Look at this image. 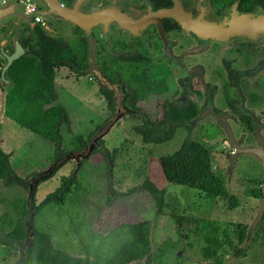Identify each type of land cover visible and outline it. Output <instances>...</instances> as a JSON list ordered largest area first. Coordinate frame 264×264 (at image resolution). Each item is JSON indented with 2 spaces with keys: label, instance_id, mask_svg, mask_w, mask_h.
I'll return each mask as SVG.
<instances>
[{
  "label": "flooded vegetation",
  "instance_id": "1",
  "mask_svg": "<svg viewBox=\"0 0 264 264\" xmlns=\"http://www.w3.org/2000/svg\"><path fill=\"white\" fill-rule=\"evenodd\" d=\"M9 1L18 4L19 15L26 16L21 0H0V6ZM45 1L55 6L56 19L40 15L59 28L70 24L72 31L75 27L81 31L76 25L64 24L63 19L70 11H76L80 19L81 10L90 12L94 65L87 75L104 102L105 117L115 113L118 97L122 117H160L178 110L190 118L189 131L201 120L199 127L209 136H221L228 150L226 180L220 182L231 196L230 178L233 171H240L235 175L236 185L250 199L252 212L248 222L234 224L244 236L233 239L234 247L223 255L222 264L225 257L233 264H264V0ZM36 3L43 7L40 0ZM6 45L13 50L12 42L2 45L3 49ZM134 75L139 87L154 86L146 97L129 104L137 91ZM99 76L114 87L101 85ZM151 99L155 109H143ZM246 148L252 152H242ZM260 207L261 216L252 225Z\"/></svg>",
  "mask_w": 264,
  "mask_h": 264
},
{
  "label": "rangeland",
  "instance_id": "2",
  "mask_svg": "<svg viewBox=\"0 0 264 264\" xmlns=\"http://www.w3.org/2000/svg\"><path fill=\"white\" fill-rule=\"evenodd\" d=\"M21 20L8 17L2 21V45L17 39L25 30V22L21 23ZM43 28L49 35L61 36L66 40L73 36L70 24L59 28L45 21ZM4 63L5 59L0 55V66ZM88 75L76 76L65 66L55 69L54 81L58 93L56 102L65 107L74 128L73 133L66 132L65 127L61 130V148L67 152L59 157L76 150L70 141L72 134L82 133L86 137L97 125L101 126L108 120L105 117V108L102 107L104 102L99 100V96L94 92L93 82ZM3 88L4 84L2 87L0 85V136L4 140L2 149L11 152L10 165L18 177L28 178L27 186L32 174L40 173L58 157L52 160L53 144L50 141L18 126L4 116ZM142 107L153 111L154 99L144 103ZM141 120L143 118L128 115L120 117L102 138L108 152L113 148L117 149L116 157L111 161L110 175L105 168L102 154L93 153L90 157L82 159L79 167L75 166L74 160H68L58 167L51 177L41 182L39 180L33 196L35 205L46 193L58 186L60 177L74 171L73 184L63 202H52L42 207L33 216L32 227L37 231L47 232L55 248L82 257L86 247L91 250L98 247L101 251L107 249V242H113L108 237L109 233L118 225L149 220L151 251L165 239H170L177 246L175 255L181 254L184 264H212L211 259H206L200 254L199 243L193 235L190 234L184 239L182 234L186 233L187 226L192 224L191 219L194 218L215 219L233 225L249 221L252 214L248 206L250 199L242 196L235 181V175L240 171H233L230 178V195L235 199L233 207L228 206L227 198L207 196L202 191L167 181L161 172L159 158L175 151L188 136L206 144L211 152L212 170L219 181L225 183V153L228 150L226 143L220 135L209 136L199 127L202 123L199 120L192 131L177 129L170 141L146 144L133 130ZM145 178L152 181L157 188L164 189V204L159 213L154 208L152 197L145 190L136 188ZM133 188L136 189L128 194H118ZM26 196L27 188L23 185L5 184L0 179V234L6 233L22 214L27 219ZM178 216H184L188 221H185V224L178 222ZM30 239L26 238L14 246L0 245V264H16ZM224 259L225 264H233L230 257ZM129 264L145 263L143 260H136Z\"/></svg>",
  "mask_w": 264,
  "mask_h": 264
},
{
  "label": "trees",
  "instance_id": "3",
  "mask_svg": "<svg viewBox=\"0 0 264 264\" xmlns=\"http://www.w3.org/2000/svg\"><path fill=\"white\" fill-rule=\"evenodd\" d=\"M24 29L18 36V42L24 49V53L13 60L5 71V77L9 83L3 88V114L18 126L50 141L53 144L52 160H54L67 152L61 148V126H64L68 133L72 132L67 110L63 105L55 103L58 98L54 86L55 69L65 66L76 76L87 74L86 40L77 27L74 28V37L70 40L49 35L39 23L32 26L26 25ZM11 49V45L4 47V50L8 52ZM1 67L2 65L0 70ZM134 77L137 76H131V78ZM131 78L129 79L133 80ZM134 79L137 91L132 101H128L129 104H133L138 97H146L154 86L152 84L153 86L149 89L144 86L139 87L137 78ZM0 85L3 86L1 82ZM142 88H144L143 91ZM107 96L108 106L112 107L111 97L109 94ZM189 119L178 110L164 112L160 117L143 118L133 127V130L140 136L143 143H164L172 140L179 128L189 131ZM99 127L100 125H97L86 137L79 133L72 134L70 141L74 148L78 149L84 145ZM116 150L113 148L108 152L103 145V140L99 139L97 147L91 151L90 155L102 154L105 168L110 175L111 161L113 162L116 157ZM159 164L163 177L167 181L194 188L203 193L227 197L228 206H234L235 199L226 193L221 182L214 175L210 151L202 142L185 137L175 151L159 158ZM53 174L54 172L39 182ZM34 175L36 173L31 176ZM0 179L5 184L15 183L27 188L28 178L24 179L16 175L10 165L9 154L1 147ZM73 180L74 171L60 177L58 186L46 193L36 205L33 204V216L49 203L63 202L64 197L70 192ZM136 188L145 190L152 197L156 212H161L164 204L163 188H157L147 178ZM136 188L118 194L125 195ZM177 219L184 224L188 221L184 216H178ZM191 220L192 224L187 226V231L182 234V237L186 239L190 234L193 235L199 243L200 254L206 259H211L212 264H221L223 255L234 247L233 239L240 240L244 236L243 233H238L236 225L229 222H219L208 218ZM25 222L26 216L22 214L6 233L0 234V245L14 246L22 243L26 239ZM150 230L149 220L120 224L109 233L108 237L113 242H107V249L101 251L98 247L92 250L86 247L84 255L79 257L55 248L47 232L34 229L33 237L28 241L16 264H129L136 260H143L145 264H184L182 255H175L177 246L170 239H165L161 245L151 251Z\"/></svg>",
  "mask_w": 264,
  "mask_h": 264
},
{
  "label": "water",
  "instance_id": "4",
  "mask_svg": "<svg viewBox=\"0 0 264 264\" xmlns=\"http://www.w3.org/2000/svg\"><path fill=\"white\" fill-rule=\"evenodd\" d=\"M40 1L43 7L40 9L39 14L50 18L52 21L55 20L56 15L53 13V8H55V6L53 4L49 5L48 3H46L45 0H40ZM77 5L78 4L74 3L73 7L77 9ZM17 8H18V4L12 1H9L6 4L1 5L0 6V24L2 23L4 19L8 17H16V16H18L25 23H27L30 20V17L32 16L33 13L30 15L22 16L18 14ZM74 8H72L71 10H73ZM74 12L76 11H70L69 13L71 14L67 15L65 19H63L64 20L63 23L64 24L71 23L73 25L78 26L81 29L85 37V40H86L85 59H86V64H87V70L89 73V72H92L93 65H94V43H93L90 31H89V28H90L89 26L91 25L90 12L88 10H83V11L81 10L80 16L82 19H80L77 15H75ZM2 35L3 33L0 32V37ZM12 45H13V50L10 53H6L3 49L2 44L0 43V54L5 59V63L2 65L1 70H0V82L4 85L9 83V80L5 77L6 69L8 68V66L13 60H15L16 58H18L20 55L24 53V49L19 44L18 38L12 40ZM99 80H100L101 85L103 86L106 85L109 88L114 87L112 83H110L108 80L104 79L101 76H99ZM115 106H116L115 113L111 117H109L107 122L101 125L97 129V131H95L93 134L90 135V137L88 138V141L84 145H82L80 148L76 150L70 151L68 154L63 155V157H58L51 165H48L43 171H41L40 173H36V175L30 177V182L27 185V196H26V204L28 208V212H27L28 216L25 222L26 223V238H32L34 235V229L32 227L33 204H34L33 196H34L35 187L37 185V182L51 175L58 167H60L63 163H65L68 160H74L75 166L79 167L81 160L87 158L90 155L91 151L97 147L98 140L102 139L110 131L115 121H117L120 117H122L123 108L121 105V101L118 97H116ZM242 152H252V150L249 148H246ZM236 155L237 153L233 154L232 156L230 167L228 169L229 175H230L233 161ZM262 208L263 207H260L258 211L256 212L252 220V223H251L252 225L253 224L255 225V222H257L258 219L260 218L262 210H263Z\"/></svg>",
  "mask_w": 264,
  "mask_h": 264
},
{
  "label": "built area",
  "instance_id": "5",
  "mask_svg": "<svg viewBox=\"0 0 264 264\" xmlns=\"http://www.w3.org/2000/svg\"><path fill=\"white\" fill-rule=\"evenodd\" d=\"M21 2H22L21 9L24 15H30L33 13L32 16L30 17V20L28 21V25L32 26L35 23H39L42 26H45L44 19L39 14L40 7L36 3V0H21Z\"/></svg>",
  "mask_w": 264,
  "mask_h": 264
},
{
  "label": "crops",
  "instance_id": "6",
  "mask_svg": "<svg viewBox=\"0 0 264 264\" xmlns=\"http://www.w3.org/2000/svg\"><path fill=\"white\" fill-rule=\"evenodd\" d=\"M55 78V77H54ZM54 86H55V81H54ZM56 88V87H55ZM57 91V90H56ZM58 94V93H57ZM58 99V98H57ZM57 101V100H56ZM55 101V103H57ZM70 118V117H69ZM1 124V123H0ZM64 128V126H61V130ZM70 128H71V130H72V133H73V131H74V128H72V123H71V120H70ZM66 130V129H65ZM67 132V131H66ZM0 133H1V128H0ZM79 134H81L83 137H84V135L82 134V133H79ZM36 135V134H35ZM38 136V135H37ZM37 143V142H36ZM41 144V143H40ZM3 145H4V140H3V138H1V136H0V147L2 148L3 147ZM42 145V144H41ZM3 150V149H2ZM4 151V150H3ZM6 152V151H5ZM6 153H8L9 154V157H10V154H11V152H6Z\"/></svg>",
  "mask_w": 264,
  "mask_h": 264
},
{
  "label": "bare ground",
  "instance_id": "7",
  "mask_svg": "<svg viewBox=\"0 0 264 264\" xmlns=\"http://www.w3.org/2000/svg\"><path fill=\"white\" fill-rule=\"evenodd\" d=\"M67 14V13H66ZM68 14H71V13H68Z\"/></svg>",
  "mask_w": 264,
  "mask_h": 264
}]
</instances>
